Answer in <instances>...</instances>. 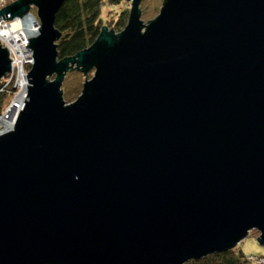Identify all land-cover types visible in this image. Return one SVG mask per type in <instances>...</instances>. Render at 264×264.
Masks as SVG:
<instances>
[{"label":"water","instance_id":"obj_1","mask_svg":"<svg viewBox=\"0 0 264 264\" xmlns=\"http://www.w3.org/2000/svg\"><path fill=\"white\" fill-rule=\"evenodd\" d=\"M64 1L0 10L39 29L0 132V264H186L250 231L264 247V0H164L147 25L126 0L121 33L58 60ZM73 70L94 73L66 105Z\"/></svg>","mask_w":264,"mask_h":264},{"label":"trees","instance_id":"obj_2","mask_svg":"<svg viewBox=\"0 0 264 264\" xmlns=\"http://www.w3.org/2000/svg\"><path fill=\"white\" fill-rule=\"evenodd\" d=\"M126 0H65L55 16V28L61 36L57 41L58 60L71 58L91 47L98 39L101 29L107 27L117 35L127 26L130 4ZM32 10V15L36 17ZM111 14L116 15L112 17ZM109 16V17H108ZM3 82V81H2ZM0 83V118L13 98L14 84L9 82V89ZM77 92H73L72 95ZM70 93L67 94L69 98ZM253 258H260L258 256ZM186 264H252L239 250L232 249L213 254L203 259ZM253 264H259L256 261Z\"/></svg>","mask_w":264,"mask_h":264},{"label":"rangeland","instance_id":"obj_3","mask_svg":"<svg viewBox=\"0 0 264 264\" xmlns=\"http://www.w3.org/2000/svg\"><path fill=\"white\" fill-rule=\"evenodd\" d=\"M164 0H143L140 4V8L142 11L141 15V21L143 22L144 25H147L149 21H154L155 18L158 16L160 9L162 7ZM127 8H129V4H127ZM34 13L36 14V9H34ZM36 16V15H35ZM112 17H116V15L111 14ZM109 17V16H108ZM36 18V17H35ZM150 23V22H149ZM148 23V24H149ZM30 69V68H29ZM28 69V71H29ZM75 69V68H74ZM94 71H91L88 75L87 78L78 72L77 70H73L71 72H68L64 75V80L61 85V90H62V96L63 100L66 105H69L77 100V98L81 95V91L83 88V84L85 80H91L93 76ZM19 74L18 72H14V74L10 77H7L6 79H3L1 82L6 85L5 89H9L8 85L9 82H12L14 84V89L17 91L15 95H13V98L11 100L14 101L16 100V97L19 96L21 90L18 87V81H19ZM11 78V79H10ZM52 77L50 80L53 81ZM73 92H77L76 94L72 95ZM70 93L71 96L68 98L67 94ZM10 102V104H11ZM9 104V106H10ZM9 106L5 108L4 113L2 117H4L8 112ZM1 117V118H2ZM3 127L0 125V132H2ZM258 233L256 231H250L248 236L241 242L239 243L234 249L239 250L241 254L244 257H258V256H264V247L261 246L258 242Z\"/></svg>","mask_w":264,"mask_h":264},{"label":"built area","instance_id":"obj_4","mask_svg":"<svg viewBox=\"0 0 264 264\" xmlns=\"http://www.w3.org/2000/svg\"><path fill=\"white\" fill-rule=\"evenodd\" d=\"M15 1L17 0H0V10L10 5L11 3H14ZM15 20L0 21V46L8 51L11 60V73L8 75V77L12 76L14 72H18L19 77H26L28 69L31 68V66L33 65L32 53L25 49L28 44V40H26L25 37L23 41L11 44V39L14 38L16 35L23 36V29L21 25L16 26L13 29V24ZM23 54L24 56H22ZM247 261L252 264L255 261L259 264H264V257L255 259L250 256L247 257Z\"/></svg>","mask_w":264,"mask_h":264},{"label":"bare ground","instance_id":"obj_5","mask_svg":"<svg viewBox=\"0 0 264 264\" xmlns=\"http://www.w3.org/2000/svg\"><path fill=\"white\" fill-rule=\"evenodd\" d=\"M22 26L23 29V36L16 35L14 38H12L11 44H15L16 42H20L24 40V37L26 40H29L30 38H34L38 36L39 29H38V23L34 16H27L21 20L16 19L13 24V29L16 26ZM24 56V54L22 55ZM27 79L26 77H19L18 81V87L20 88L21 92L19 96L16 97L15 103L17 105L18 110L22 108V105L24 103L25 94L27 90ZM15 110L8 111V113L0 118V125L3 127L4 131L6 127L10 126L11 130L13 129V116H14Z\"/></svg>","mask_w":264,"mask_h":264}]
</instances>
